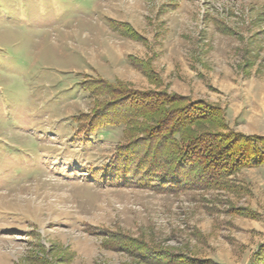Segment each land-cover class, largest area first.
Wrapping results in <instances>:
<instances>
[{
	"label": "rangeland",
	"instance_id": "rangeland-1",
	"mask_svg": "<svg viewBox=\"0 0 264 264\" xmlns=\"http://www.w3.org/2000/svg\"><path fill=\"white\" fill-rule=\"evenodd\" d=\"M135 61L264 138V0H0V264H249L264 243V165L181 193L92 180L122 132L79 134L81 84L151 88Z\"/></svg>",
	"mask_w": 264,
	"mask_h": 264
},
{
	"label": "trees",
	"instance_id": "trees-1",
	"mask_svg": "<svg viewBox=\"0 0 264 264\" xmlns=\"http://www.w3.org/2000/svg\"><path fill=\"white\" fill-rule=\"evenodd\" d=\"M112 27L127 38L142 40L125 24ZM135 66L151 88L139 90L106 80L81 84L94 106L89 114L77 117L79 134L89 140L106 128L122 132L108 164L90 174L95 183L167 193L224 189L229 178L264 165V138L230 129L217 105L169 93L148 62L135 61ZM123 240L118 238V245L138 252L143 261L170 262L164 251L145 248L127 237ZM249 264H264V243Z\"/></svg>",
	"mask_w": 264,
	"mask_h": 264
}]
</instances>
